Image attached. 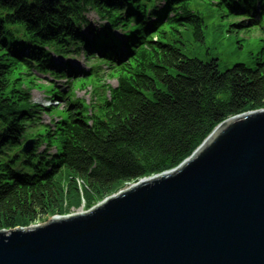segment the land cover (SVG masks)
<instances>
[{"label":"trees","instance_id":"trees-1","mask_svg":"<svg viewBox=\"0 0 264 264\" xmlns=\"http://www.w3.org/2000/svg\"><path fill=\"white\" fill-rule=\"evenodd\" d=\"M258 3L264 15V0H0V232L58 215L71 200H103L172 171L222 123L263 111L264 60L223 72L210 54L209 60L186 55L180 30L201 49L210 12L232 20ZM89 10L115 26L134 24L130 40L114 47L105 30L89 41L81 31ZM151 18L156 21L148 28ZM72 49L89 59L104 54L118 86L106 84L100 64L68 77L67 93L53 91L66 102L65 117L45 134L29 135L38 145L20 156L28 172L17 171L19 160L9 153L20 148L39 114L31 97L34 72L66 78L52 53L66 56ZM87 80L94 85L90 106L74 98L77 83ZM53 147L58 151L51 156Z\"/></svg>","mask_w":264,"mask_h":264},{"label":"water","instance_id":"water-1","mask_svg":"<svg viewBox=\"0 0 264 264\" xmlns=\"http://www.w3.org/2000/svg\"><path fill=\"white\" fill-rule=\"evenodd\" d=\"M0 264H264V112L91 211L0 232Z\"/></svg>","mask_w":264,"mask_h":264},{"label":"rangeland","instance_id":"rangeland-1","mask_svg":"<svg viewBox=\"0 0 264 264\" xmlns=\"http://www.w3.org/2000/svg\"><path fill=\"white\" fill-rule=\"evenodd\" d=\"M202 8V7H200ZM205 15L210 16L206 11ZM211 17V16H210ZM89 19L91 21L95 22L94 25H92L91 28L93 30L98 29V17L94 12H91L89 14ZM234 23L233 21L229 22V20H208L207 26H208V33L207 37L205 39V43L201 49L196 46L193 39L189 35L187 31H184L183 39L184 47H181L183 52L188 55L189 57H197L202 60H209L208 54H210V58L219 60L220 69L221 71L225 72L229 69H232L235 65L244 63L250 67H256L258 63L260 62L259 59L263 58L262 51L264 50V41H259L258 39V33L255 31L252 32H236L235 29L231 27V24ZM237 24V23H235ZM233 26V24H232ZM88 28H85L84 33L85 35L91 40L92 34L87 33L86 30ZM182 30H184L182 28ZM53 60L56 63H59L57 60L60 61V63L67 62L69 60L61 59L58 57H53ZM65 60V61H64ZM72 67L76 69H87L88 66H91V62H88L87 58L84 55H81L77 57L74 60H71ZM90 63V64H89ZM106 70V67H104ZM50 79L46 77L42 80L41 85L47 86L49 84ZM108 82L112 85H116L115 79H111L108 77ZM90 87L86 90H82L79 86L76 90V98L77 99H83L86 102H89L90 100ZM34 100L37 103L44 104L45 100L47 99V96L44 92L38 93L34 92ZM64 108V105L61 104L56 113L57 115L61 114V110ZM264 112V110H263ZM55 114V112H53ZM46 117V118H45ZM57 117V116H56ZM50 119L47 118V116H44V122H49ZM55 151L53 150L52 153ZM82 185V184H80ZM132 185V184H131ZM130 187L127 186L124 189L120 190L118 193L128 189ZM116 193L115 195H117ZM114 196V195H112ZM111 197V196H110ZM109 198V197H108ZM106 198V199H108ZM106 199L98 200L94 197L89 198V202L87 200L81 199V202L78 200H71L70 204L65 205L63 208H61V213L58 215H48L45 217H42L39 222L32 225L31 227L36 226H43L54 219L62 218V217H69L76 215L81 212H88L99 205H101ZM9 232V231H8Z\"/></svg>","mask_w":264,"mask_h":264},{"label":"bare ground","instance_id":"bare-ground-1","mask_svg":"<svg viewBox=\"0 0 264 264\" xmlns=\"http://www.w3.org/2000/svg\"><path fill=\"white\" fill-rule=\"evenodd\" d=\"M5 152H8V151H5ZM0 187H2V185L0 184Z\"/></svg>","mask_w":264,"mask_h":264}]
</instances>
